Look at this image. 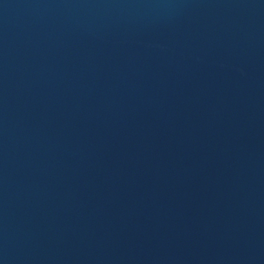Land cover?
I'll return each mask as SVG.
<instances>
[{"label": "water", "instance_id": "obj_1", "mask_svg": "<svg viewBox=\"0 0 264 264\" xmlns=\"http://www.w3.org/2000/svg\"><path fill=\"white\" fill-rule=\"evenodd\" d=\"M0 88L264 236V0H0Z\"/></svg>", "mask_w": 264, "mask_h": 264}]
</instances>
